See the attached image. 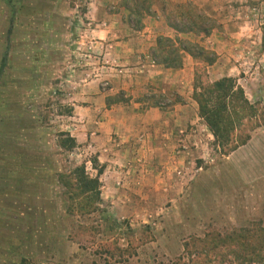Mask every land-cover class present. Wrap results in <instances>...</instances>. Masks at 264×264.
<instances>
[{
  "label": "rangeland",
  "instance_id": "1",
  "mask_svg": "<svg viewBox=\"0 0 264 264\" xmlns=\"http://www.w3.org/2000/svg\"><path fill=\"white\" fill-rule=\"evenodd\" d=\"M162 1L173 12L192 2L213 19L209 37L182 38L216 63L189 64V106L178 126L168 116L167 137L152 129L126 149L115 130L101 147L98 122L81 120L85 109L74 106L97 86L95 64L82 56L87 19L97 4L132 17L125 5L143 15ZM196 72L204 83L234 78L264 112V0H0V264H176L194 239L264 228V125L223 155L199 115ZM62 134L74 149L60 148ZM82 165L92 178L102 169L101 201L70 214L58 176Z\"/></svg>",
  "mask_w": 264,
  "mask_h": 264
},
{
  "label": "crops",
  "instance_id": "2",
  "mask_svg": "<svg viewBox=\"0 0 264 264\" xmlns=\"http://www.w3.org/2000/svg\"><path fill=\"white\" fill-rule=\"evenodd\" d=\"M104 6L97 4L93 7L82 42V56L88 59L85 64H95L96 78L92 83L95 82L97 86L87 88V93L82 95L80 100L85 104L74 105L85 109L84 117L80 119L98 122L101 133L96 134L97 142L104 148L109 147L108 142L112 134L116 133L115 130L124 139L126 149L132 147L134 136H145L152 129L156 134L165 133L161 137H167L170 132L168 116L173 115L172 120L178 126L179 122H183L184 111L189 106L185 94L194 79L193 66L189 67L194 59L186 55L181 69L165 68L156 62L154 53L157 39L162 36L173 38L176 34L158 7L142 19V27L137 29L134 28L129 12L124 15L106 13ZM89 71L92 72L91 69ZM108 81L112 85L103 89L101 82ZM175 93L180 97L173 99ZM117 94L123 95L124 99L113 102L115 104L108 102L110 96ZM169 108H173L171 113L168 112ZM75 113L81 114L77 111ZM157 125L160 128L155 129ZM164 126L166 129H163ZM177 131L178 128L173 129L172 133ZM128 152L130 150L124 151V154ZM7 208L4 207L5 213ZM10 209L13 212L18 207L12 206ZM15 249H18V245Z\"/></svg>",
  "mask_w": 264,
  "mask_h": 264
},
{
  "label": "trees",
  "instance_id": "3",
  "mask_svg": "<svg viewBox=\"0 0 264 264\" xmlns=\"http://www.w3.org/2000/svg\"><path fill=\"white\" fill-rule=\"evenodd\" d=\"M157 2L158 0H152V4ZM169 6L170 2L162 1L158 8L165 15L168 26L176 32V36H162L157 39L154 53L156 62L165 68L181 69L185 56L189 55L196 61H203L208 67L215 64L214 54L209 55L199 43L182 38L188 35L209 37L215 29L213 19L202 11L197 12L198 7L192 2L174 5V12ZM124 8L133 12L131 18L134 28L137 29L142 27V19L152 14L151 8L146 9L143 15L136 5H125ZM194 89L200 118L210 129L214 144L223 155L228 156L245 146L251 140V133L264 125V112L249 102L234 78L225 77L204 83L196 72ZM60 136L67 138L60 140V148L70 151L76 147L75 139L65 134ZM101 174L102 169H99L97 177L92 178L88 175L85 165H82L58 176L61 184L69 188L66 196L69 195L70 214L92 210L94 204L101 201ZM94 210H97L96 207ZM209 239L192 240L185 248L186 261L182 257L176 264H264L262 226L258 229L238 230L227 236L213 235Z\"/></svg>",
  "mask_w": 264,
  "mask_h": 264
},
{
  "label": "built area",
  "instance_id": "4",
  "mask_svg": "<svg viewBox=\"0 0 264 264\" xmlns=\"http://www.w3.org/2000/svg\"><path fill=\"white\" fill-rule=\"evenodd\" d=\"M86 57V56H85Z\"/></svg>",
  "mask_w": 264,
  "mask_h": 264
}]
</instances>
